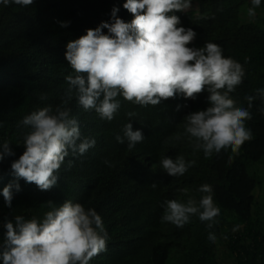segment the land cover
<instances>
[{"label":"trees","instance_id":"16d2710c","mask_svg":"<svg viewBox=\"0 0 264 264\" xmlns=\"http://www.w3.org/2000/svg\"><path fill=\"white\" fill-rule=\"evenodd\" d=\"M125 2L34 0L27 7L0 6V145L7 142L15 152L0 161V189L15 180L11 162L25 150L23 138L29 129L21 123L23 117L61 103L65 78L72 73L64 55L66 44L110 21L114 6L119 7L120 18L131 22L134 14L123 8ZM193 2L194 8L175 12L184 27L197 33L188 46L214 42L226 57L241 63L245 76L230 97L237 107L247 108L245 97L264 88V0L255 18L247 16L251 0ZM62 21L69 22L67 27ZM208 95L207 91L195 99L177 95L146 107L121 98L111 121L94 110L84 111L73 98L68 105L71 114L78 119L82 138H94L95 146L83 155L70 153L51 189L42 191L21 179L10 208L0 195V242L7 220L16 215L42 219L53 206L71 199L95 208L108 233L106 250L90 264H224L226 258L234 264H264V115L259 111L264 104L259 98L253 101L252 119L246 121L252 137L238 154L229 150L205 158L185 134L184 117L208 107ZM128 112L136 116L130 118ZM129 121L145 137L131 149L116 140ZM166 156H183L195 164L182 176H169L159 164ZM202 184L212 186L220 211L213 229L195 216L183 228L161 222L165 200L198 201ZM234 226L237 231H232ZM209 231L217 236L215 244L207 240Z\"/></svg>","mask_w":264,"mask_h":264},{"label":"clouds","instance_id":"9594fccd","mask_svg":"<svg viewBox=\"0 0 264 264\" xmlns=\"http://www.w3.org/2000/svg\"><path fill=\"white\" fill-rule=\"evenodd\" d=\"M191 2L126 0L123 8L134 14L131 22L120 18L119 7L114 6L110 21H102L66 44L64 55L72 73L65 78L67 88L61 103L39 108L21 121L29 129L23 138L25 150L11 162L15 180L0 189L7 207L12 206L14 192L21 190V179L42 191L49 190L57 184L60 169L70 153L83 155L95 146L94 138H82L78 119L68 106L73 98L84 111L94 110L101 119L111 121L121 108V98L146 107L177 95L195 99L198 93L207 91L209 106L184 117V132L194 150H202L205 158L229 150L238 154L252 137L246 121L252 119L250 109L255 99L264 104V88L256 89L255 96L245 97L247 108L236 106L230 93L242 83L244 68L234 58L226 57L214 42H205L199 48L188 46L197 33L184 27L175 12H185ZM33 3L34 0H0V6L27 7ZM261 3L262 0H251L249 18H255ZM68 23L62 21L61 26L67 27ZM259 111L264 115V107ZM127 115L133 118L136 113ZM122 132L116 140L120 144L126 142L129 149L145 139L142 130H133L130 121ZM0 148V161L15 155L7 142ZM71 164L69 160L67 166ZM159 164L167 175L178 177L195 161L166 156ZM198 191L203 194L198 201L191 197L186 202L165 200L161 222L183 228L195 216L206 222L209 230L213 229L220 215L213 202V188L202 184ZM4 227L0 264H90L93 257L106 250L108 241L96 209L85 208L71 199L53 206L42 219L16 215ZM237 229L234 226L232 231ZM207 240L215 244L216 234L209 231Z\"/></svg>","mask_w":264,"mask_h":264},{"label":"rangeland","instance_id":"374dc122","mask_svg":"<svg viewBox=\"0 0 264 264\" xmlns=\"http://www.w3.org/2000/svg\"><path fill=\"white\" fill-rule=\"evenodd\" d=\"M194 7H195V2H193V3L191 4V6H190L189 9L194 8ZM187 10H188V9H187ZM257 190H258V189H257ZM263 214H264V209H263ZM224 264H234V262H233L232 258H226V259L224 260Z\"/></svg>","mask_w":264,"mask_h":264}]
</instances>
